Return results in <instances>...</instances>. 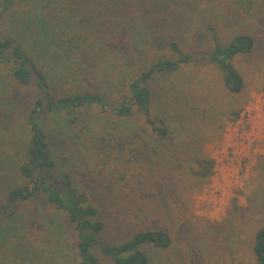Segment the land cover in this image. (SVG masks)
Wrapping results in <instances>:
<instances>
[{
	"label": "rangeland",
	"instance_id": "obj_1",
	"mask_svg": "<svg viewBox=\"0 0 264 264\" xmlns=\"http://www.w3.org/2000/svg\"><path fill=\"white\" fill-rule=\"evenodd\" d=\"M13 1L10 10L0 0V35L27 49L59 95L101 90L118 103L129 80L156 60L208 58L215 38L227 44L239 34L253 37L254 51L233 59L245 80L240 94L226 89L210 61L150 82L153 112L169 129L165 139L134 138L136 127H145L138 113L114 119L100 107L45 113L43 125L56 175H68L101 212L105 227L94 248L100 264H114L105 245L149 228L172 238L167 249L141 247L151 264H258L252 249L264 225V0H131L119 17L136 35L123 38V47L111 34L93 36L71 0ZM4 69L0 64V205L25 183L19 164L26 118L42 97L35 82L20 85ZM201 157L214 162L204 184L190 171ZM3 225L0 264H78L73 226L43 188Z\"/></svg>",
	"mask_w": 264,
	"mask_h": 264
},
{
	"label": "trees",
	"instance_id": "obj_2",
	"mask_svg": "<svg viewBox=\"0 0 264 264\" xmlns=\"http://www.w3.org/2000/svg\"><path fill=\"white\" fill-rule=\"evenodd\" d=\"M128 2L131 0L70 1L72 11L81 16V22L90 28L93 36L105 38L111 34L118 39L114 40L119 41V47L127 44L120 43L123 38L132 39V36L136 35L133 28L124 24L126 19L119 17L125 13ZM14 5L16 4L13 0H6L5 9L11 10ZM100 41L102 42L101 39ZM171 45L176 47L174 42ZM254 48L253 37L239 34L227 44L220 43L218 38H215L213 51L208 58L181 55L177 60H156L129 80L128 93L118 98L117 103L101 90L88 89L70 94H54L46 73L27 49L14 39L0 35V64L4 65V70L20 85L30 86L35 82V87L42 94V97L34 102L26 118L30 133L25 158L19 164V173L25 183L13 188L5 202L0 205V236L4 231V218L13 216L20 204L30 203L43 188L50 204L63 213L73 226L78 264H100L94 248L98 243L99 233L105 227L101 212L90 203L86 193L72 183L68 175H56L58 166L43 125L44 114L72 115L79 110L93 111V108L100 107L111 111L114 119L129 120L138 113L143 118L145 127H136L138 131L133 133L134 138L141 137L140 133H146L151 137L165 139L169 135V129L166 120L153 112V91L150 82L158 76L177 73L189 64L210 61L221 74L226 89L232 94H240L245 87V80L234 66L233 59L239 54H251ZM239 113L240 110L233 111L232 115L236 117ZM194 163L195 168L191 167V174L204 184L213 173L214 162L201 157L194 160ZM62 179H65L64 186ZM54 182L61 185L55 187ZM145 244L160 250L167 249L172 245V238L166 231L158 228L139 230L130 240L105 245L103 254L114 264H151L148 256L141 250ZM253 251L258 264H264V225L256 232Z\"/></svg>",
	"mask_w": 264,
	"mask_h": 264
},
{
	"label": "crops",
	"instance_id": "obj_3",
	"mask_svg": "<svg viewBox=\"0 0 264 264\" xmlns=\"http://www.w3.org/2000/svg\"><path fill=\"white\" fill-rule=\"evenodd\" d=\"M256 174V173H255ZM256 235V234H255ZM254 239H255V237H254ZM253 250V249H252Z\"/></svg>",
	"mask_w": 264,
	"mask_h": 264
}]
</instances>
